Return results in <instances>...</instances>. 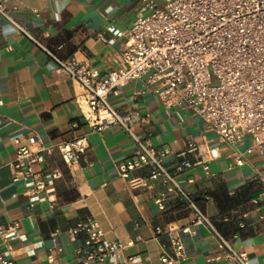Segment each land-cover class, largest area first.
Listing matches in <instances>:
<instances>
[{"label": "crops", "instance_id": "0c3cea01", "mask_svg": "<svg viewBox=\"0 0 264 264\" xmlns=\"http://www.w3.org/2000/svg\"><path fill=\"white\" fill-rule=\"evenodd\" d=\"M139 3L8 0L7 6L17 7L16 20L42 46L62 59L89 64L93 78L100 80L115 68L121 52L115 31L132 25ZM146 81L121 87L111 95V105L148 118L135 120L134 131L149 138L154 148L170 151L164 159L166 168L216 229L235 249L246 252L252 264H264V145L248 155L244 165L236 166L230 150L199 116L183 111L179 121L157 96L144 93ZM83 94V88L39 45L0 20V228L18 226L7 241L11 257L18 264H80L87 233L73 237L70 230L93 220L107 241L126 247L108 264H162V255L174 256L171 239L163 231L189 227L193 215L178 195L166 191L162 179L150 178L148 167L130 174V179H142L141 187L120 176L118 166L133 157L135 145L117 125L96 132L85 117ZM32 138L36 144H31ZM80 139L86 145L84 153L77 162L66 163L58 145ZM189 143L197 145L201 155L190 151ZM251 144L246 137L239 148L245 151ZM21 147L47 149L36 171L57 173L39 200L25 195L23 182L12 181L10 163ZM211 150L217 151L214 159ZM162 195L164 210L156 202ZM183 240L186 257L180 264H228L205 225L190 228ZM6 246L0 237V252Z\"/></svg>", "mask_w": 264, "mask_h": 264}, {"label": "built area", "instance_id": "2783aa9c", "mask_svg": "<svg viewBox=\"0 0 264 264\" xmlns=\"http://www.w3.org/2000/svg\"><path fill=\"white\" fill-rule=\"evenodd\" d=\"M8 0H0V20H5L23 33L57 64L58 69L77 82L84 90L81 103L87 107V121L102 133L119 126L134 143V155L118 166L121 177L130 179L131 172L145 167L151 179H162L168 193L178 195L192 213L189 227L163 233L170 237L174 256H161L162 264H180L186 257L183 235L190 228L208 227L218 240L228 264H252L246 252L232 246L214 226L211 219L197 206L185 185L164 164L168 149H156L149 138L137 134L134 121L148 122L136 112H121L110 103V97L130 82L147 78L145 92L157 96L166 108L183 121L182 112L199 116L206 128L230 150L236 166L246 163L255 149L264 145V0H140L136 18L125 30L115 31L120 42V55L114 60L115 68L95 80L91 67L85 62L62 59L55 52L35 40L23 23L15 18L17 7L9 8ZM215 82V84H214ZM252 139L251 146L240 150L244 139ZM36 144L37 139H30ZM190 151L201 155L194 143ZM66 163L77 162L84 153L83 139L58 145ZM47 149L34 152L29 147L19 148L10 163L12 181L23 182L25 195L32 201L52 185L56 172L41 174L36 167L44 161ZM211 158L218 156L210 151ZM205 162L201 156L199 163ZM190 161H185L189 167ZM209 174V167L204 166ZM133 186L145 184L142 179L129 180ZM156 202L164 210V195ZM17 224L0 228V237L7 250L0 252V264H18L11 257L8 240L17 233ZM87 233L80 264H108L126 247L109 242L96 221L88 220L70 230L71 236ZM159 232H162L159 230Z\"/></svg>", "mask_w": 264, "mask_h": 264}, {"label": "rangeland", "instance_id": "374dc122", "mask_svg": "<svg viewBox=\"0 0 264 264\" xmlns=\"http://www.w3.org/2000/svg\"><path fill=\"white\" fill-rule=\"evenodd\" d=\"M214 84H215V82H214Z\"/></svg>", "mask_w": 264, "mask_h": 264}]
</instances>
